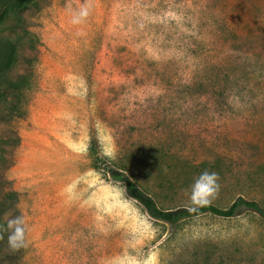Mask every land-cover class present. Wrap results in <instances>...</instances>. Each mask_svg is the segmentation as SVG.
Masks as SVG:
<instances>
[{
    "label": "rangeland",
    "instance_id": "374dc122",
    "mask_svg": "<svg viewBox=\"0 0 264 264\" xmlns=\"http://www.w3.org/2000/svg\"><path fill=\"white\" fill-rule=\"evenodd\" d=\"M27 13L17 69L31 88L24 117L0 123V222L7 238L23 215L28 246L6 241L0 264H264L258 212L173 226L109 172L163 209L192 208L194 179L216 172L211 204L264 208V0H42Z\"/></svg>",
    "mask_w": 264,
    "mask_h": 264
},
{
    "label": "trees",
    "instance_id": "16d2710c",
    "mask_svg": "<svg viewBox=\"0 0 264 264\" xmlns=\"http://www.w3.org/2000/svg\"><path fill=\"white\" fill-rule=\"evenodd\" d=\"M41 4L42 0H0V123H10L25 115L23 102L31 88V80L29 75L17 69V65L23 59L28 58L26 53H20L21 49L27 42H33L27 12L31 8H40ZM3 140L0 139V145L4 144ZM4 161L3 151L0 150V164ZM109 172L112 178L126 187L129 196L138 201L151 218L173 226L208 214L222 218H234L245 209L256 211L264 216V208L258 202L244 198H239L229 208L210 204L197 207L195 210L193 207L163 209L126 173L117 169H111ZM6 241L4 226L0 222V254L4 250Z\"/></svg>",
    "mask_w": 264,
    "mask_h": 264
},
{
    "label": "clouds",
    "instance_id": "9594fccd",
    "mask_svg": "<svg viewBox=\"0 0 264 264\" xmlns=\"http://www.w3.org/2000/svg\"><path fill=\"white\" fill-rule=\"evenodd\" d=\"M89 15L87 6L79 9L72 18L73 24L83 23ZM220 191L219 175L216 172L204 171L194 179L190 186L188 197L193 210L197 207H205L212 203ZM7 244L13 251L28 246L27 233L29 227L23 215L16 216L7 221Z\"/></svg>",
    "mask_w": 264,
    "mask_h": 264
}]
</instances>
